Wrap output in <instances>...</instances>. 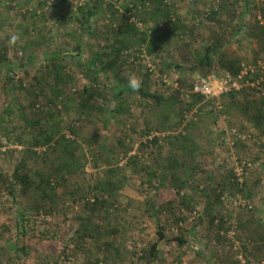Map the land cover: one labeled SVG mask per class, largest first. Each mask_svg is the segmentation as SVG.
Listing matches in <instances>:
<instances>
[{
    "label": "rangeland",
    "instance_id": "rangeland-1",
    "mask_svg": "<svg viewBox=\"0 0 264 264\" xmlns=\"http://www.w3.org/2000/svg\"><path fill=\"white\" fill-rule=\"evenodd\" d=\"M164 4L172 22L142 15L153 12V0H0V176L6 180H0V264H264V0ZM80 7L95 12L82 25ZM127 22L147 39L136 42L132 35L136 43L124 50L116 69L125 81V72L135 73L141 89L161 103L120 95L100 75L97 108L82 110L80 93L96 83L82 64L113 44L118 36L111 29ZM13 34L19 39L9 47ZM207 47L219 50L213 70L218 76L227 71L221 65L227 60L254 68L251 85L222 98L221 118L202 101L180 127V106L191 100L186 94L199 73L176 65L193 64ZM54 64L63 67L66 100L55 98ZM28 122L75 141L79 158L71 172H57L63 154L53 158L47 147L32 146L35 132ZM231 130L240 137L231 138ZM154 137L160 149L150 145ZM19 167L35 182L30 191L15 177ZM185 171L189 181L179 190L172 178ZM152 173L158 175L154 183ZM162 174L164 202L155 212ZM232 174L246 184L245 193H229ZM47 177L54 189L41 187ZM44 192L53 208L37 213L32 208ZM103 200L107 208L92 209L93 201ZM20 213L35 223L26 233V255L19 251ZM177 237L185 243L178 245ZM157 243L158 258L146 260L143 252Z\"/></svg>",
    "mask_w": 264,
    "mask_h": 264
},
{
    "label": "trees",
    "instance_id": "trees-1",
    "mask_svg": "<svg viewBox=\"0 0 264 264\" xmlns=\"http://www.w3.org/2000/svg\"><path fill=\"white\" fill-rule=\"evenodd\" d=\"M112 8V6H110V9ZM153 12L149 13L144 11L142 15H156V17L159 20H167L169 22H172L171 17H172V10L168 5L164 4V0H153ZM79 12L81 13L82 17L78 18V22H80V24L82 25V23H84V21H82V19H84L85 21H88L93 15H94V10L88 7H80ZM217 12L212 11L210 14V19H214L217 16ZM177 28V26H176ZM112 32L115 33V36H118V38H116L115 42L113 44L107 45L105 48L101 49V51L96 55L93 56L92 59H89L87 62L83 63L82 65L85 67L86 71L89 72L93 82L91 84L90 87H84L82 93H80V97H81V103L79 105V107L82 110H88V109H96V105L94 104V100L96 98V96L101 95L103 92L100 88V84L98 82V80L100 81V75H103L106 77V79H108L110 82H112L113 85H115L116 87L119 88L118 93L120 95H124V93H132V94H141L144 97H150V98H154L156 100H158L160 103L162 101V98L159 96H153L152 94L145 92L143 89L140 88L139 92H133L128 86H127V81H125L122 76L123 74L121 72H119L116 67L118 65V63L120 62V59L123 57V52L125 49L130 48L131 45L134 44L135 40L137 42V40L141 41V42H145L147 39V34L144 32H138L137 26L135 24H129L128 22L123 26V29L120 28H112L111 29ZM133 32V33H132ZM132 33V34H131ZM129 35H134L136 38L135 40L133 39V37H129ZM135 42V43H136ZM108 50L110 52H108ZM219 53V50L217 48H213V47H207L203 54H198L200 55V58L194 62L193 64H188L187 66H178L176 65V68L180 71L183 72H190V71H194V72H198L199 74H210L211 72H213V70L215 69V57L217 56V54ZM80 64V63H78ZM223 69H226L228 72L232 73L233 75H238L241 70H242V65L238 62H232L227 60L226 62H222L221 63ZM43 73L45 77H48L49 73V67L47 65L44 64V66L42 67ZM53 72H54V77H55V82H56V86H58L57 88H55L56 90L54 91V95L55 98H57V100L63 98L64 100H66L65 97V93H64V89L65 87L62 86V84L66 83L65 82V73L63 72V67L59 66V65H53ZM251 79V78H250ZM34 91V90H33ZM30 95L32 97H34V99L39 98V96H36L37 94L34 92H29ZM240 92H234L231 93L228 96L234 97L235 95H237ZM225 97V96H224ZM203 98L201 96H195L192 95L191 96V100L188 102H185V105L180 106L181 108V123H180V127L182 125V122L187 121V115L189 113H191L192 109L194 107L197 106L198 103L202 102ZM208 107H211V103H207ZM35 105V104H34ZM224 107V106H223ZM213 108V109H212ZM213 111H212V110ZM211 112L210 113H214V107H211ZM225 113V109L223 111V114ZM218 117V116H216ZM259 117H261L259 115ZM5 122V119H2V123L0 122V126ZM33 125V126H32ZM41 123L39 124L38 122H35L33 124H30L28 122V126L33 129L34 133V138H33V144L32 146H44L47 147L48 150H50L51 152H53V158H55L57 156V154H63L66 158L64 164H63V168L62 169H58L57 172H61L62 176L67 174L68 172H71V163H74V161H76V152L79 151L78 148H75V145L73 144V142H75L74 140H70L69 138H66V136H64V134L61 132H59V130H54L52 129V127L47 126L46 128H43V126ZM37 129V130H36ZM72 133L74 135L77 136V130H75V128L72 130ZM180 137H184L185 136L183 134H180ZM238 143L243 142L242 140H238ZM150 145H156V147L159 145V138L154 137L151 139V141L149 142ZM160 149V146H158ZM32 155H38L37 152L32 151L30 152ZM60 154V155H61ZM175 158V157H174ZM137 157H135L134 159L131 160V162L134 163V161L136 162ZM173 161L176 162V159H173ZM138 162V161H137ZM172 163V161L170 162ZM169 163V164H170ZM178 163V161L176 162V164ZM175 164V165H176ZM25 166V165H24ZM65 169V170H64ZM22 168L19 167L16 169V173H15V177L18 179L19 182H21L24 185V188L27 189V191H30L29 188H31V186L33 184H35V182L32 180V178H30L27 173H21ZM66 171V173L64 174V172ZM114 172L111 171L110 173ZM185 176V180H183V177L181 178H172V181L175 182V186H177L179 188V190H182L184 187V182L189 181V176L190 174L185 171L184 174ZM152 178H151V183H154L155 179H157L158 175H156L155 173L151 174ZM163 176V174H162ZM232 179L235 180V182L233 184H231V187L234 189H230L231 191H229V193L232 192V190L238 191L240 192V194L245 193V189H246V184L242 183L240 185V183L238 182V178L236 176H234L232 174ZM167 176H163L161 181H159V185L156 189V201L153 202L152 204V209L157 212L160 209V206L162 205V203L164 202V190H165V186H166V182H167ZM0 180H4L1 176H0ZM64 181V180H63ZM4 182H6V180H4ZM231 183V182H230ZM41 187L42 186H46V188H50V189H54L53 188V182L52 179H50V177L47 178H42L41 179ZM40 185L38 186V190L41 192L44 191L43 189L40 188ZM199 185V184H198ZM240 186V187H239ZM236 187V188H235ZM8 191L10 193V195H14V184H11L8 187ZM223 194L218 193L217 194V198L216 200L218 201V203L220 205L223 204V202L221 201V197ZM44 199V200H43ZM47 199V194L44 192V196L42 198L41 201H39V203L37 204V206L34 209L37 213H40V210H45V211H51L53 208L52 204H46V200ZM52 203V202H51ZM93 204H90L92 206V209H97V207L100 205L101 208H107L106 204L108 203L106 200H103L101 203L97 202V201H93ZM95 214V213H94ZM92 214V215H94ZM223 217H221V221H223ZM32 223V226H31ZM211 223L212 225L215 223V217L211 218ZM17 226H19V230H20V237L22 240V245L20 246V252L23 254H27V245H26V233L30 228H34L35 223L34 221H32L31 219L28 218V215L26 213H20L19 214V218H17ZM98 229V228H97ZM112 234H117L118 230L117 229H113L111 231ZM161 238L164 239L163 234H161ZM175 241H177L178 245H183L185 243L184 239L181 237H177L175 238ZM159 255V249H158V243L157 244H152L149 251H145L143 252V257L147 260V259H157Z\"/></svg>",
    "mask_w": 264,
    "mask_h": 264
},
{
    "label": "built area",
    "instance_id": "built-area-1",
    "mask_svg": "<svg viewBox=\"0 0 264 264\" xmlns=\"http://www.w3.org/2000/svg\"><path fill=\"white\" fill-rule=\"evenodd\" d=\"M261 67L263 72L264 66ZM254 73V68H246L243 64L242 70L238 75H233L228 71L224 72L221 76H218L215 71L206 75L199 74L192 81L190 89L186 94L187 98L190 100L192 95L201 96L203 103H211L221 118L224 109L221 101L222 98L234 92H241L244 87L251 85L248 77H252ZM186 117L188 121V115ZM228 133L231 138H235V136L240 137L236 130H231ZM239 139L244 141L246 137L243 136ZM230 144L231 146L235 145V140H230Z\"/></svg>",
    "mask_w": 264,
    "mask_h": 264
},
{
    "label": "clouds",
    "instance_id": "clouds-1",
    "mask_svg": "<svg viewBox=\"0 0 264 264\" xmlns=\"http://www.w3.org/2000/svg\"><path fill=\"white\" fill-rule=\"evenodd\" d=\"M19 37L18 35H11L10 39L7 41L9 47H13L17 44ZM124 75L127 78V86L133 91V92H139L142 81L141 79L135 74L131 72H125Z\"/></svg>",
    "mask_w": 264,
    "mask_h": 264
}]
</instances>
